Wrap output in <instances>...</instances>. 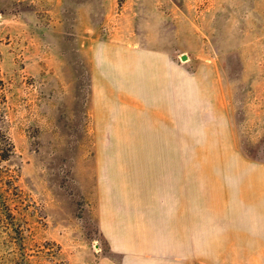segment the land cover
<instances>
[{
    "label": "rangeland",
    "instance_id": "374dc122",
    "mask_svg": "<svg viewBox=\"0 0 264 264\" xmlns=\"http://www.w3.org/2000/svg\"><path fill=\"white\" fill-rule=\"evenodd\" d=\"M257 4L0 0V264L264 260L237 182L264 161Z\"/></svg>",
    "mask_w": 264,
    "mask_h": 264
},
{
    "label": "crops",
    "instance_id": "0c3cea01",
    "mask_svg": "<svg viewBox=\"0 0 264 264\" xmlns=\"http://www.w3.org/2000/svg\"><path fill=\"white\" fill-rule=\"evenodd\" d=\"M253 8L251 10L257 11L260 6L257 4L255 5V9ZM260 10H264V8H260ZM242 42H244L243 39ZM245 42H255L257 45L254 49L241 51L238 57L264 58V35L253 37ZM252 51L258 54H253ZM237 182L240 187L239 201L243 204L241 222L244 229L241 244L244 245L243 248L246 250H249L250 245H253L252 247L256 250L259 258V254L264 255V161L257 162L251 168L246 166V173H243ZM256 264H264V260L257 259Z\"/></svg>",
    "mask_w": 264,
    "mask_h": 264
},
{
    "label": "trees",
    "instance_id": "16d2710c",
    "mask_svg": "<svg viewBox=\"0 0 264 264\" xmlns=\"http://www.w3.org/2000/svg\"><path fill=\"white\" fill-rule=\"evenodd\" d=\"M0 84H2V81L0 79ZM15 146L12 140L9 138V136L0 128V169L2 167V164L4 162L9 161L14 155H15ZM14 176H8L7 181L8 184L4 185L0 184V193L4 192L6 193V196L4 198V201L2 202L4 207H6V210L8 212L9 216H13V209L11 207V204L13 202V198L15 195H22V191L19 189V187L15 184ZM20 239H23L22 232H17Z\"/></svg>",
    "mask_w": 264,
    "mask_h": 264
}]
</instances>
